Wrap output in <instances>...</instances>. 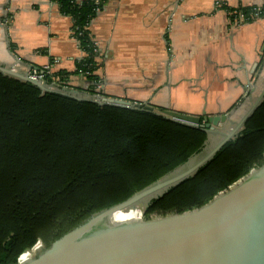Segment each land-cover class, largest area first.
I'll return each instance as SVG.
<instances>
[{
  "label": "trees",
  "instance_id": "1",
  "mask_svg": "<svg viewBox=\"0 0 264 264\" xmlns=\"http://www.w3.org/2000/svg\"><path fill=\"white\" fill-rule=\"evenodd\" d=\"M56 1L72 17L85 56L74 72L59 70L46 80L71 88L70 76L81 74L89 86L78 89L98 92V52L88 25L106 0ZM222 6L242 12L245 21L264 14V3ZM162 109L102 105L0 71V264L17 262L38 239L51 243L206 147L201 123L181 122ZM263 161L264 97L241 130L194 174L151 198L144 216L199 206Z\"/></svg>",
  "mask_w": 264,
  "mask_h": 264
},
{
  "label": "crops",
  "instance_id": "2",
  "mask_svg": "<svg viewBox=\"0 0 264 264\" xmlns=\"http://www.w3.org/2000/svg\"><path fill=\"white\" fill-rule=\"evenodd\" d=\"M263 3L106 0L88 25L97 42L96 88L200 115L230 112L236 103L232 116L251 104L252 83L264 72V15L235 23L222 5ZM72 26L56 0H0V64L26 73L50 63L55 72H74L85 51ZM70 83L89 86L81 74Z\"/></svg>",
  "mask_w": 264,
  "mask_h": 264
},
{
  "label": "water",
  "instance_id": "3",
  "mask_svg": "<svg viewBox=\"0 0 264 264\" xmlns=\"http://www.w3.org/2000/svg\"><path fill=\"white\" fill-rule=\"evenodd\" d=\"M0 71L30 81L44 91H57L102 105L137 104L103 92L46 84L13 66L0 64ZM263 97L264 87L237 125L227 132L220 124L231 120L235 109L200 115L163 108L162 113L173 119L187 124L201 123L208 139L216 133L222 137L169 174L125 200L91 214L51 243L42 244L32 255H21L17 262L9 264H264V161L199 206L158 216L113 218L116 211L149 201L194 174L241 130ZM140 105L155 109L149 103Z\"/></svg>",
  "mask_w": 264,
  "mask_h": 264
},
{
  "label": "rangeland",
  "instance_id": "4",
  "mask_svg": "<svg viewBox=\"0 0 264 264\" xmlns=\"http://www.w3.org/2000/svg\"><path fill=\"white\" fill-rule=\"evenodd\" d=\"M29 71L26 72V73H28V75H29ZM252 86H254V87L256 86L255 90H253L255 93L253 94V98H252L253 100H256L260 96L262 88L264 87V72H263L262 76L256 77V82H254V84L252 83ZM57 87H59V86H57ZM71 88H75V86H72ZM97 91L101 92L99 90H97ZM252 101H251V103H252ZM250 105L251 104H249L245 108H240L237 113H234L231 116V120L225 122L224 124H220V126H224V128L222 130L224 132H227L231 128L235 127L237 125V123L241 120V118L245 114V112L249 109ZM155 110H156V108H155ZM221 137H222V134H220V133L212 134L211 137L209 138L208 142H207L206 147L210 148ZM147 203H148V200H143V201L139 202L138 204L134 205V207H130V208L119 211V213L116 215V219L117 220H128V219L133 218L134 216L135 217L139 216L140 212H143V215H144L145 206ZM152 216H158V215H152Z\"/></svg>",
  "mask_w": 264,
  "mask_h": 264
},
{
  "label": "built area",
  "instance_id": "5",
  "mask_svg": "<svg viewBox=\"0 0 264 264\" xmlns=\"http://www.w3.org/2000/svg\"><path fill=\"white\" fill-rule=\"evenodd\" d=\"M221 5V4H219ZM263 4H260V5H257L259 7H261ZM100 8L97 7V11L99 10ZM235 13L236 15L232 18L231 17V14ZM229 14H230V19L232 20V22L234 21L235 23H241L243 21H245V17H244V14L242 12H238L237 10L235 11H229ZM259 13L257 12L255 14V17L256 16H259L258 15ZM264 15V14H263ZM79 40V39H78ZM94 44H95V50H97L96 48V44L97 42L94 41ZM53 72V69H52V64L48 63V64H44L40 67H34L32 68L30 71H29V76L33 79H36L40 82H45L46 84H49L48 81L46 80V75L47 74H52ZM53 84H56L54 82H52ZM51 83V84H52ZM141 215H143V212H140ZM144 216V215H143ZM42 245V241L40 239H38L31 247L27 248L26 250H24L21 254L24 256L25 253H27V255L25 256H29V255H32L40 246Z\"/></svg>",
  "mask_w": 264,
  "mask_h": 264
},
{
  "label": "bare ground",
  "instance_id": "6",
  "mask_svg": "<svg viewBox=\"0 0 264 264\" xmlns=\"http://www.w3.org/2000/svg\"><path fill=\"white\" fill-rule=\"evenodd\" d=\"M122 210H124V209H122ZM119 211H121V210L116 211V213L113 215L114 220H117V219H116V215L119 213ZM136 217H137V216H136ZM136 217L134 216L133 218H136ZM131 219H132V218H131ZM25 255H27V253H25L24 256H25Z\"/></svg>",
  "mask_w": 264,
  "mask_h": 264
},
{
  "label": "flooded vegetation",
  "instance_id": "7",
  "mask_svg": "<svg viewBox=\"0 0 264 264\" xmlns=\"http://www.w3.org/2000/svg\"><path fill=\"white\" fill-rule=\"evenodd\" d=\"M42 244H43V242H42Z\"/></svg>",
  "mask_w": 264,
  "mask_h": 264
}]
</instances>
